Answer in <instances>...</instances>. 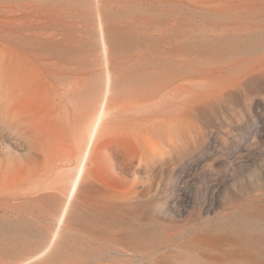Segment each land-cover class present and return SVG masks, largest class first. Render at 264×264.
<instances>
[{"label": "rangeland", "instance_id": "1", "mask_svg": "<svg viewBox=\"0 0 264 264\" xmlns=\"http://www.w3.org/2000/svg\"><path fill=\"white\" fill-rule=\"evenodd\" d=\"M263 4L0 0V264H264Z\"/></svg>", "mask_w": 264, "mask_h": 264}, {"label": "bare ground", "instance_id": "2", "mask_svg": "<svg viewBox=\"0 0 264 264\" xmlns=\"http://www.w3.org/2000/svg\"><path fill=\"white\" fill-rule=\"evenodd\" d=\"M262 2L264 1L262 0ZM260 8L264 10V6ZM3 40H4V48H5L3 69L8 74V77L19 76L20 71H22V69H24L29 63L32 65L35 64L36 66L37 64H41L42 69L45 72L47 71V73L62 74L64 72V69L62 70V68L64 67L63 65L66 64L65 57L61 54L60 50L59 51L57 50L56 52L53 53L51 52V55L49 56L50 44L47 43L46 41L43 40H40L38 42L28 41L27 38L22 35L20 29H12L11 31L5 30L3 32ZM60 70L62 71L60 72ZM104 106H106V104H104ZM104 106L101 111L100 117L98 118V120H96L92 130H90L91 133L90 136L88 137V142H86L87 146L82 153L80 164L70 182V188H68L69 189L68 195L70 196V198H73L79 189L83 174L87 166V162L94 149L97 136L100 132L101 119L105 110ZM103 143L104 144L102 147L105 150H119L121 148H124L123 147L124 142L122 141L119 142L118 140L115 141L114 138L113 140L112 138H108V137L104 138ZM89 187L90 190H93L96 187V185L94 186V183L92 182L89 185ZM92 197L94 196L92 195ZM68 204H70V202ZM67 212H68V208L65 209L63 215L65 216Z\"/></svg>", "mask_w": 264, "mask_h": 264}]
</instances>
